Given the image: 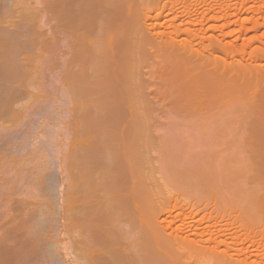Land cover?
<instances>
[{
  "label": "bare ground",
  "instance_id": "6f19581e",
  "mask_svg": "<svg viewBox=\"0 0 264 264\" xmlns=\"http://www.w3.org/2000/svg\"><path fill=\"white\" fill-rule=\"evenodd\" d=\"M23 1L0 0V264H264V160L251 158L264 152V51L254 46L264 47V0H44L37 10ZM45 14L56 23L60 130L70 137L54 142L67 145L57 219L51 203L32 208L6 186L14 164L17 174L42 155L16 156L27 139L4 123L41 107L27 87L29 59L51 47L36 28ZM169 118L195 122V135L160 132ZM173 136L188 140L181 151ZM164 138L178 153L170 144L141 155L143 142Z\"/></svg>",
  "mask_w": 264,
  "mask_h": 264
},
{
  "label": "rangeland",
  "instance_id": "374dc122",
  "mask_svg": "<svg viewBox=\"0 0 264 264\" xmlns=\"http://www.w3.org/2000/svg\"><path fill=\"white\" fill-rule=\"evenodd\" d=\"M40 1V2H39ZM41 1H42V5H41ZM24 2V1H23ZM27 2V4H28V6L30 7V9H43L44 7H45V2H44V0H27V1H25L24 3H26ZM44 2V3H43ZM21 5H23V6H27V5H24L22 2H21ZM20 4H19V6H21ZM44 5V6H43ZM27 6V7H28ZM43 6V7H42ZM22 7V6H21ZM20 7V8H21ZM28 7V8H29ZM19 8V9H20ZM45 10H46V8H45ZM44 10V11H45ZM0 11H2V9L0 10ZM44 13V12H43ZM45 13H47L46 11H45ZM18 13H16L15 15H17ZM46 15V14H45ZM43 16V18L40 20L41 22H40V24L39 25H37L38 23H36V25H37V27L36 28H38V26H39V28H38V30H39V32H42V34L45 36V37H47L48 38V40H50L49 42V44H50V46L51 47H53L52 48V50L53 51H51V47L48 49V47L49 46H47L46 48L49 50V52H48V50L47 49H45V47H44V45H43V47H42V50H43V53H41L42 55H40L41 57L39 58V57H37V58H31V59H29V60H31L30 61V63L29 62H27V63H29L30 64V67L32 68V69H30L31 71V75H32V77H31V79L29 80V84H28V87H27V90H28V92L30 93V94H33V95H38V94H40V95H42V96H44V98L43 99H41V98H39V100L41 101V104H40V108H34V107H32V108H34V109H32V108H30V109H28L26 112H25V117L23 118V119H21V120H19V121H6L5 123H4V125L5 126H7V127H13L14 129H16V127H17V129H16V131H17V133H18V130H19V134H20V136H24L27 140L25 141V140H23V139H25V138H21L23 141H25L26 143H28V147L26 148L24 145H26V144H24V142H21V144L26 148L25 149V151H24V149H23V151H21V152H19V153H16L17 155L16 156H18V157H22V158H25L26 156V151H28L27 153V155H29L30 157H31V154H33L34 155V153H33V148L32 147H34L35 148V150H40V154L42 153V155L40 156V155H38L37 154V152H36V154L39 156V158L38 159H40V157H42L41 159L43 160V165L42 166H44L45 165V168L46 169H44L45 170V173L44 174H46L45 175V177H44V175H43V178L45 179L44 180V183H43V187H42V192L38 189V184H36V179L35 178H37L36 176H35V173H37L38 172V170L36 169L38 166H36V165H38V163H39V161H38V159L36 158V159H31V160H29L28 162L26 161V158L24 159L25 161H26V164L24 163V165H21V164H19V165H21V167H23V168H21V169H23V170H21L19 167V169H20V171L18 172L17 171V174H15V172H13L14 170H15V168H17L16 166L14 167V165H13V171H12V169H10V171H11V174L9 173V172H7V173H9L10 174V177H9V180L10 181H7V182H9V185H6L7 187L9 186V188L10 187H12V190H11V188H10V190H11V192H8L9 191V189H8V191H6V189L4 190V192H8V193H12V191L16 194V196H15V194L13 193V197H14V199L16 200L17 198L19 199V200H26V202H28V206H32V208L33 207H37V206H39L40 204L41 205H43V204H50L51 203V207H52V211L54 210H57V208L55 209V207L57 206V204H60L59 203V200L61 201V193L58 191V190H60V188H61V186H65V184H66V182H64L63 180H62V178H64V174H62L61 173V170H62V168L64 167L63 165H61L60 166V164L61 163H59L60 161L62 162V160L60 159V158H64L63 156H65V153L67 154V152H65V150L67 149V145H66V147H59V149H58V147L57 146H59V145H61V144H65L66 142L68 143V139L70 138L69 136H68V132H66L65 134H63V132H62V130H60V128L63 126V124H62V122H61V120L59 119V116L62 114L61 112H63L64 113V111H65V107L63 106V100H64V97L62 96V92H60V87H59V85H60V83H59V81L57 80V76H58V70H59V68H60V64H61V62H62V60H61V58L62 57H60L59 56V53H58V45H57V43H55L56 42V33L55 34H53L54 32V27H55V25H56V23H55V20L54 19H49V18H47V15H49V13L46 15V16ZM15 19V18H14ZM15 22H17L16 20H14ZM14 22V23H15ZM37 30V29H36ZM263 30V29H262ZM262 30H260L258 33L260 34L261 32H262ZM57 30L55 29V32H56ZM42 34H41V36H42ZM58 35V34H57ZM249 36H251L252 35V33H250V34H248ZM248 35H247V37H248ZM44 37V38H45ZM42 38H43V36H42ZM44 38L42 39L43 41H44ZM45 40H46V38H45ZM48 40H46L47 42H48ZM47 42H45L47 45H48V43ZM44 43V42H43ZM239 43H241V41H238V45H239ZM254 46H259V48H261V49H259V50H261L262 52L264 51V47L262 46V45H254ZM249 48H252L253 49V46H251V47H249ZM248 48V46H247V49H249ZM247 49H245L246 51H248ZM45 50H47V51H45ZM251 50V49H250ZM258 50V51H259ZM42 52V51H41ZM262 52H260L259 51V53H262ZM38 56V55H37ZM245 56H247V55H245ZM34 57H36V56H34ZM28 61V60H27ZM256 62H258V61H256ZM258 63H260V62H258ZM27 66H28V64H27ZM29 67V66H28ZM9 77L8 78H15V76H17V74H16V72L15 71H10L8 74H7ZM261 80H263V85H264V79H261ZM261 84V83H260ZM261 84V85H262ZM58 87H59V90H58ZM23 101L22 102H25L26 101V99H22ZM28 100H32L31 98L30 99H28ZM259 100H257L256 101V103L258 102ZM30 102V101H29ZM37 102H38V100H37ZM247 102H244V104H245V106L247 105L246 104ZM260 103V101L257 103V104H259ZM262 105V104H261ZM19 107V104L17 105V104H15L14 105V108L15 109H17ZM64 110V111H63ZM61 113V114H60ZM65 115V114H64ZM62 116V115H61ZM64 117V116H63ZM252 117V116H251ZM55 118L57 119V120H55ZM61 118V117H60ZM65 118H67V117H64V119ZM60 121H59V120ZM174 119H176V120H172L171 118H169V119H162L161 121H158L156 124H161V126H160V129H159V131L160 132H165L166 130H168L167 131V133H169L170 134V131H172L171 132V134H176V133H174V132H176L177 131V129H179V132H178V134H180V132H181V134H183V135H187V136H190L189 134H187V133H189L188 131H190V129H191V132H193L194 133V135H195V131H197L196 129H192V128H194V124H195V122L193 123V122H191V121H188V122H182V121H180V119H179V121H177V118H174ZM255 119V118H254ZM253 118H247V119H245V122H244V120H243V123H245V124H253V120H254ZM66 120V119H65ZM68 120V119H67ZM251 121V122H250ZM65 122V121H64ZM180 124V126H179V128H178V126H176V124H178V123ZM249 122V123H248ZM55 123V124H54ZM156 124H153L152 122H149L148 123V128L149 127H151L152 128V126L154 127V125H156ZM242 124V123H241ZM241 124H240V126H241ZM37 125H40L39 127H41V128H39V130H41V131H39L38 129H37ZM239 126V127H240ZM20 129H19V128ZM147 127H142V129H141V131H140V134H144V133H147L148 132V128ZM63 129H64V126L62 127ZM61 128V129H62ZM36 129H37V132H36ZM22 130V131H21ZM150 130V129H149ZM193 130V131H192ZM39 131V132H38ZM64 131V130H63ZM66 131V130H65ZM64 131V132H65ZM22 132V133H21ZM193 133H190V134H193ZM14 134V133H13ZM67 134V135H66ZM198 134V133H197ZM70 135V134H69ZM193 135V136H194ZM199 135V134H198ZM27 136V137H26ZM176 136V135H175ZM180 136V135H179ZM178 136V137H179ZM185 136H184V139H185ZM186 136V137H187ZM193 136H190L191 138L193 137ZM177 137V136H176ZM176 137H172L175 141H173L172 140V144H173V142L174 143H176V145H177V143H179L180 141V143H179V145L182 143V139H180V137L179 138H176ZM203 137H204V135H203ZM206 137V136H205ZM208 137V136H207ZM181 138H183V137H181ZM190 138V139H191ZM200 138H201V136H200ZM167 142H162V140L160 141L159 139H154V140H151V141H145V142H143L142 143V146H141V155H145V154H147V155H157V154H161V153H163V154H165V153H167V151L168 150H166L167 148H169V145L171 144H167L168 143V141L170 140L171 141V139L170 138H164ZM177 139H179V141L177 142ZM189 139V138H188ZM189 139V140H190ZM195 139H197V137H195ZM203 139V138H202ZM201 139V140H202ZM55 140L59 143V145L57 144H55L54 142H55ZM194 140V139H193ZM204 140V139H203ZM202 140V141H203ZM19 141H21V140H19ZM169 141V142H170ZM185 141V140H184ZM183 141V142H184ZM188 141V140H187ZM187 141H185V143L187 142ZM200 141V140H199ZM201 142V141H200ZM218 142H220V141H218ZM222 142V141H221ZM185 143L183 144H181L180 145V151H181V149L183 148H181V146L182 145H185ZM253 143H255V142H253ZM55 144V145H54ZM63 144V145H64ZM168 145V147H165V146H167ZM171 144V146H173ZM217 144V143H216ZM235 144V143H234ZM237 144V143H236ZM241 143H238V146L237 147H239V145H240ZM243 144V143H242ZM258 144V143H257ZM257 144H255L256 146H258ZM261 144V143H260ZM259 144V145H260ZM62 145V146H63ZM209 145H211V138H209L208 139V141L206 140H204V142H203V147H201V149L203 150V151H201V152H205V148H208L209 147ZM222 145V144H221ZM65 146V145H64ZM215 146L216 145H214V148H215ZM229 146H231L230 145V143H229ZM232 146H233V144H232ZM261 146V145H260ZM259 146V147H260ZM177 147V146H176ZM179 147V146H178ZM177 147V148H178ZM218 147V146H217ZM237 147H235L234 146V149H236ZM240 147H242L241 145H240ZM66 148V149H65ZM171 148V147H170ZM172 148H175V144H174V146L172 147ZM191 147L189 146L187 149H185L184 151H186V152H188L189 150L188 149H190ZM197 148H199V147H197ZM220 148V147H219ZM222 148V147H221ZM243 148H244V144H243ZM18 149H20L19 147H18ZM176 149V148H175ZM194 149V148H193ZM200 149V150H201ZM208 149H210V147L208 148ZM216 149V148H215ZM242 149V148H241ZM240 149V150H241ZM177 151V153H178V151H179V149H176ZM198 150L199 149H197V152H198ZM199 150V151H200ZM233 150V149H232ZM255 150H257V149H255ZM68 151V150H67ZM169 151H174V149L172 150V149H169ZM168 151V152H169ZM191 151V150H190ZM189 151V152H190ZM207 151V150H206ZM237 151V150H236ZM235 151V152H236ZM239 151V150H238ZM258 152H259V150H257ZM39 152V151H38ZM192 152V151H191ZM194 152H196V150L194 151ZM233 152H234V150H233ZM243 152H245L246 153V151H243ZM242 152V153H243ZM256 152V151H255ZM63 153H64V155H63ZM238 153H240V151L238 152ZM244 153V154H245ZM25 154V155H24ZM231 154H233V153H231ZM236 154H237V152H236ZM235 153L233 154V155H235L236 157H241L242 156V154L241 155H236ZM243 154V155H244ZM253 154V153H252ZM36 155V156H37ZM247 156L248 155H250V157H251V154L249 153L248 154V152H247V154H246ZM246 155H244V156H246ZM254 155V154H253ZM252 155V156H253ZM256 155H257V157H256ZM262 155H264V152H263V154L261 153V155H259L258 153H256L254 156H255V158L254 157H251V158H253L252 160L254 161V163L255 162H261V159H262V161L264 160L263 159V157H262ZM23 156H25V157H23ZM35 155H34V158L36 157ZM62 156V157H61ZM232 156V155H231ZM30 157H28L27 156V158L28 159H30ZM234 157V156H233ZM21 158V159H22ZM31 158H33V157H31ZM261 158V159H260ZM20 159V158H19ZM256 159H258V160H256ZM23 160V161H24ZM60 160V161H59ZM241 160V159H240ZM37 161H38V163H37ZM239 161V160H238ZM16 163V162H15ZM238 163V162H237ZM240 163H242V161L240 162L239 161V165H240ZM263 163V162H262ZM62 164H63V162H62ZM258 164V163H257ZM260 164V163H259ZM18 165V166H19ZM235 165H237V164H235ZM160 166L161 165H159V163L157 164H154V167H151V165H142L141 166V170L142 171H144V172H148V171H151L152 169H155V170H157L158 168L160 169ZM238 166V165H237ZM62 167V168H61ZM198 168V167H197ZM200 168H202V167H199L197 170H200ZM224 172H226L225 170L228 168V167H220ZM238 168V167H237ZM202 169H206L205 167L204 168H202ZM201 169V170H202ZM210 169V168H209ZM6 170V169H5ZM17 170V169H16ZM9 171V170H8ZM5 172V171H4ZM9 174H7V175H9ZM4 177V176H3ZM7 177V178H8ZM5 178V177H4ZM6 178V180H8ZM6 182V183H7ZM11 182V183H10ZM174 184V182L173 181H170V182H168V183H166L165 185L166 186H168V187H170L171 185H173ZM258 184V183H257ZM11 185V186H10ZM4 186V185H3ZM6 187V188H7ZM18 195H19V197H18ZM10 196H12V195H10ZM12 197V198H13ZM16 197V198H15ZM58 207V206H57ZM34 209H36V208H34ZM59 210V209H58ZM57 210V211H58ZM53 211V212H54ZM53 212H52V214H53ZM55 213H56V211L54 212V216H56L55 215ZM57 217H58V215L55 217L56 219H57ZM30 221H32V222H30L29 224H27L28 226L29 225H31L32 226V224L31 223H33V220H30ZM55 221H59V220H55ZM56 223V222H55ZM57 225H59V224H57ZM56 224H54V229H53V231L54 232H52V234L51 235H54L53 237H54V239L56 238L57 239V237H59L58 235H56L55 233H57V232H59V230H61L62 229V227H58ZM56 226L58 227L57 229H56ZM30 227V226H29ZM31 228V227H30ZM33 228H35L36 229V227H35V224H34V227ZM34 230V229H33ZM52 231V230H51ZM56 231V232H55ZM62 231V230H61ZM63 232V231H62ZM50 233V232H49ZM46 234V233H45ZM58 234V233H57ZM61 235V237L63 236L62 234H60ZM49 236H50V234H49ZM57 236V237H56ZM50 237H52V236H50ZM64 237V236H63ZM62 237V238H63ZM66 237V236H65ZM62 238H60L59 237V239H62ZM67 238V237H66ZM65 238V239H66ZM64 239V238H63ZM62 239V241H64ZM67 240V239H66ZM65 240V241H66ZM70 243L71 242H69V245H70ZM60 250V249H59ZM68 251V253L70 252L69 250H67ZM66 251V252H67ZM59 252H60V255H59ZM62 252V253H61ZM66 252H63V250L62 251H58V255H59V257H60V259L61 258H65L66 256H65V253ZM63 254V255H62ZM63 256V257H62ZM65 256V257H64ZM67 258V257H66ZM55 259H57L58 261H59V259L58 258H55ZM56 261V260H55ZM66 261H67V259H66ZM61 262H65V260L63 261V259H62V261ZM61 262L59 263V264H61ZM68 262V261H67ZM67 262H65L66 264H67ZM57 263V262H56ZM64 263V264H65ZM63 264V263H62Z\"/></svg>",
  "mask_w": 264,
  "mask_h": 264
}]
</instances>
